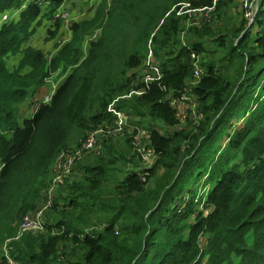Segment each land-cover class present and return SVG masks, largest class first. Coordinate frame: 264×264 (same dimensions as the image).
I'll return each instance as SVG.
<instances>
[{
  "label": "trees",
  "instance_id": "16d2710c",
  "mask_svg": "<svg viewBox=\"0 0 264 264\" xmlns=\"http://www.w3.org/2000/svg\"><path fill=\"white\" fill-rule=\"evenodd\" d=\"M234 1L219 0L212 18ZM184 2L194 7L214 4V0H112L93 20L73 23L71 41L50 58L27 43L42 16L54 17L64 0H0V264H8L4 242L16 238L24 217L34 214L46 196L57 157L79 148L89 130L115 119L109 106L131 90L130 81L138 73L130 72L142 67L150 43L163 78L141 96L120 99L116 108L143 120H161L171 128L168 135L150 130L158 158L149 177L165 168L157 186L148 189L137 160L125 181L115 184L111 195H102L108 170L100 163L98 174L103 178L97 175L94 184H66L51 209L76 210L87 204L88 213L95 209L108 219L104 229L73 231V222L63 215L53 226L47 224L46 234L22 235L13 243L10 257L18 264H59L67 252L75 258L70 264H264V8L247 30L244 26L223 30L210 21L190 26L194 42L186 43L180 31L188 18L173 11ZM97 30L85 55L86 37ZM208 36L227 50L223 58L229 57L227 72L234 68L237 75L233 84L224 86L227 78L215 63L203 62L205 74L192 89L202 118L197 125L176 129L177 111L167 97L171 91L179 96L189 83L195 67L192 54L205 52ZM19 55L11 70L8 61ZM60 69L71 71L52 101L33 116L22 117L21 105L36 97ZM244 112L250 114L247 122L230 128ZM223 131L226 135L221 136ZM215 135L221 144L208 152ZM112 138L102 137L105 149L115 146L108 142ZM184 142L189 154L180 156ZM197 154L201 155L193 164ZM204 175L216 184L201 203L196 187L186 181L199 182ZM73 190H79L77 197Z\"/></svg>",
  "mask_w": 264,
  "mask_h": 264
},
{
  "label": "rangeland",
  "instance_id": "374dc122",
  "mask_svg": "<svg viewBox=\"0 0 264 264\" xmlns=\"http://www.w3.org/2000/svg\"><path fill=\"white\" fill-rule=\"evenodd\" d=\"M218 1L219 0L215 1L216 6H217ZM181 8H182V5L179 4L173 8V11H175L177 13V17H183V18L187 17L186 14L180 15L178 13V11ZM263 8H264V0H236L234 2H230L227 6L223 7L220 10V12L218 13V16L215 17V19L212 18V20L210 22L216 24L218 27H221L223 30L234 31V30H237L238 28H240L242 26L246 27V30H247L254 23L259 10L263 9ZM215 10H216V8H215ZM202 17L203 16H201V15L194 16L191 19V21L196 20L194 22H197V24H199L202 20ZM72 19L73 18L71 17L70 12L61 9L60 11H57V13L54 15V17L49 18V21L52 22V24L49 26V28L46 27V25H43V23L38 26L36 33L41 32L40 34H38V36H39V38H41L44 41V43L42 45L46 44L45 46H47L49 43L51 44L49 54L51 52H55V50L57 49L55 46L56 44H58V46L60 44H63V45L67 44L66 43V32L63 31V28H64L63 25L65 26L66 21H67V23H71ZM186 20H188V19H186ZM187 23L188 22H186V25L184 27V20H183V23H182L183 29H181V31H180V39L184 40L186 43H189V41L194 42V39H193L194 34H190V32H189L190 29H189ZM255 28H256V24L254 25L253 30ZM71 30H72V28H71ZM58 31H59V33H58ZM244 32H246V31L244 30ZM57 33H58L59 39L54 40L56 38ZM97 34H98V30L95 31L93 34L88 35L86 38L95 39ZM227 34L228 35H226L227 36L226 39L229 41V40H231L232 35L230 32ZM73 36H74V32L72 30L70 38H72ZM48 38H50L53 41L49 42L47 40ZM215 38L216 37H210V36L205 38V43H204L205 44L204 45L205 52L201 53V55H200L201 57L199 60L195 59V63H198L199 65L202 66L203 62H206L208 64L209 62L213 61L215 63V66H216L218 72H220V74L223 75V77L227 78L225 83H224V86H227L230 83L233 84V78L237 74H236V70L234 68H232L230 72H227L229 57H228V59L227 58L225 60L223 59L224 56L226 55L227 50H225L223 47H221L215 41ZM237 40L238 39L235 38V42H237ZM199 41H200V39H198L197 42H199ZM59 42H61V43H59ZM252 43H254V42H252ZM84 47H85L84 48V53H85L86 47H87L86 43L84 44ZM149 51H150L149 46H147L145 49V59L143 61L142 67H140L134 71H131L130 75L132 72H135V71L141 72L144 70L145 62L147 60ZM154 54H155V51H154ZM49 57L51 58L52 55L51 56L49 55ZM15 58H12L10 60V62L8 61V65H9L11 70H13L16 67V64H14ZM155 59H158L156 57V54H155ZM13 64H14V66H13ZM202 68L204 69V67H202ZM27 71H29V70H26V72ZM70 71L71 70H69L67 73H65V72H62V70L60 69L58 72L56 71L55 73H52V75L50 76L51 82L46 81L45 85L41 88V90H39L37 92L38 93L37 96L42 97L43 95H45L49 91H52V90H55V88H58V86L65 80L66 76L70 73ZM62 73H64V74H62ZM228 78H230V79H228ZM131 82L132 81H130L131 90L128 92H125L124 95L130 93L134 89H139V88L143 87V85L141 83L134 85V84H131ZM188 86L194 87L196 85H195L194 81L191 79L189 81ZM121 97L122 96L115 98L116 99V102H115L116 105L119 102ZM30 107H31V100L29 99L21 105L20 110H19L20 115L22 117L28 116L26 111L28 110V112H30L29 111ZM108 111H109V109H108ZM200 111L201 110L198 107V111H197L198 114H200ZM190 113H191V111H190ZM129 116H130V119L128 121L127 126L125 127L124 133L122 135L113 133V136H112L113 138L109 139L108 142L110 141L113 145H115V144L119 145L121 140H123L124 142L128 141L130 146H131L132 151L134 152V154H136V155H134V157L133 156L132 157L134 158V160H136V161L138 160V162H140V157L136 151L137 145L135 144V142L140 141L142 145L148 143L149 139H147L146 133L149 130H151L152 128H156L157 130L162 132L163 122L161 120H155V121L148 120V119L143 120L142 116H137V115H129ZM249 116H250L249 112L248 113H246V112L242 113L239 117L232 120V124H231L232 127H230V128H232L234 130L235 128L244 125L247 122ZM114 120L111 123L107 124L106 126L104 125V127H109V126L113 125ZM200 120H201V118L198 121H200ZM198 121H195L191 117H188L187 122L181 123V121L179 119V124L177 125L176 129L188 128V127H190L191 124L197 125L199 123ZM105 123H107V122H105ZM169 129L171 130V128H169ZM96 130H97V128H96ZM92 131H95V128L89 130L88 132L90 133ZM193 134H196V131H194ZM165 135H168V134H165ZM216 135L211 138L213 140V141L211 140L212 146L210 145L208 152H211L214 148H217L221 144V142L217 143L218 137H216ZM224 135H226L225 131H223V133H221V136H224ZM101 137L102 136L100 135L99 140ZM104 140L105 139H102L99 142L100 147L97 150H95L93 152L85 153L83 156V159L85 158L86 155L91 154L92 157H94V158L98 157L100 160L102 158H104V160H105L107 157H106V155L103 156V154H105V150H106L104 148ZM225 143H226V140L223 139L222 144H225ZM125 148H126V146H125ZM189 149H190L189 144L187 142H184L182 144V148L180 150V156H186L187 154H189ZM200 155L197 154L195 157H192L193 158L192 159L193 164L198 161V158L200 157ZM157 158H158V154H156L155 161L157 160ZM81 162L82 161H80V163ZM112 165H114V163ZM118 165L122 166L120 163H118V164H115L114 167L117 168ZM78 166H79V163L74 168L76 169ZM74 168H73V170H74ZM164 172H165V168L161 166L157 169L156 175L154 177L151 176L145 181L148 184L147 185L148 189H153L157 186V183L159 182L158 180L162 177ZM61 173H62L61 171L57 170L56 161H55L54 165H53L52 179H51L49 184H46V186L48 185L47 189L49 190L50 187L55 185L56 195L59 191H61L63 188H65V185L67 184L66 179H62V182L57 181V177ZM109 177L112 178L113 174L112 173L109 174ZM55 181H57V184ZM89 182L94 184L93 183L94 179H90ZM186 184L193 185L196 187V194L198 193L197 200H200V202L203 203L204 200H206L208 194L211 192V190L215 186L216 182L212 181L211 179H209V177L204 175L203 177H201L199 179V182H196L194 179H191L190 181H189V179H187ZM114 185L115 184H101V194L102 195H111L113 192ZM95 189H98V188H95ZM66 195L68 196V192L66 193ZM201 206L202 205H200V207ZM50 210H52V209H50ZM89 211H90V208L87 204L79 205L76 210H69L68 208H66V210H63V211L52 210L49 214H46V216H45L44 230L39 231L38 233L46 234L48 232V229L46 227V226H48L47 224L51 223L50 225L53 226L63 215H65L64 217H68V219L73 222V231H76V232H86V231L98 232V231H102L105 227V222H108V219L102 218V215H101L102 212L101 211H95V209H92V213H88ZM82 214L84 216H83V218L80 219V216ZM64 220L66 221V218ZM30 233L35 234L32 231H30L26 234H30ZM41 234H38V235H41ZM18 235H19V233L17 234V236ZM35 235H37V234H35ZM13 238H15V237H13ZM19 239H21V238L14 239L13 241H9V239H8L3 244V247H2L3 254L9 255V257L7 256L8 257V259H7L8 264H18L17 260L14 257L11 258L10 255H11V252L13 251V248H14L13 243L15 241H19ZM66 257L68 258V262H66ZM66 257L65 258L61 257L59 264H70L69 262H73L75 259L72 252H67Z\"/></svg>",
  "mask_w": 264,
  "mask_h": 264
},
{
  "label": "built area",
  "instance_id": "2783aa9c",
  "mask_svg": "<svg viewBox=\"0 0 264 264\" xmlns=\"http://www.w3.org/2000/svg\"><path fill=\"white\" fill-rule=\"evenodd\" d=\"M216 1V0H215ZM212 6H202V7H194L190 2L181 3L182 8L178 11L180 15L186 14L188 18V27L190 26H200L208 21L212 20V14L216 8V2ZM201 15L202 20L199 24L197 22L191 21L194 16ZM8 16L5 15L4 19H7ZM149 54L147 60L145 62V68L143 71L138 72V78L133 81L132 84L137 85L141 83L143 85L142 88L134 89L130 93L122 96V98L131 99L134 96H141L149 88L150 84L155 81H160L163 78V72L160 64L155 59L154 49L152 44L149 45ZM192 57L196 60L200 59V55L193 53ZM205 72L202 69V66L198 63H195L192 80L195 85H197L201 79L203 78ZM189 84V83H188ZM179 91V96H176L174 91H171L167 97L169 104L177 111V117L180 119L181 123L187 122L188 117H191L193 120L198 121L202 118V112L198 114V99L194 95L192 89L193 86H188ZM56 90V88H55ZM55 90L49 91L42 97L36 96L31 100L30 112L32 116L39 110L42 105L49 104L52 101L53 94ZM39 97V98H38ZM116 99L110 104L109 111L114 114L115 120L113 125L109 127H102L95 131H92L88 134L87 139L83 142V144L79 148L71 149L68 151H63L55 160L56 168L58 171L62 173L57 177L58 182H62V179L68 178L69 174L72 172L73 168L76 166L77 162L81 160L85 153L93 152L97 150L100 145L99 142L102 140V137L109 138L113 136V133L122 135L125 131L124 126L128 124L130 116L126 114L123 110H119L116 108ZM191 111V113H190ZM199 122V121H198ZM197 122V123H198ZM100 135L102 136L99 140ZM137 145L136 151L140 157L139 169H143L144 173L142 176V180L146 181L150 176L149 169L155 163L156 157V149L151 145L150 139L149 142L142 145L140 141H136ZM3 167V166H2ZM2 169V168H1ZM0 169V171H1ZM57 181L56 184H57ZM55 185L49 188L46 192V196L41 202L39 208L35 211L34 214H28L24 217L23 223L20 228L19 235L16 238L9 239V241H13L14 239L20 238L22 235L32 231L39 232L44 230V219L46 214L53 207L55 198ZM8 252V251H7ZM9 257V255L7 254Z\"/></svg>",
  "mask_w": 264,
  "mask_h": 264
},
{
  "label": "crops",
  "instance_id": "0c3cea01",
  "mask_svg": "<svg viewBox=\"0 0 264 264\" xmlns=\"http://www.w3.org/2000/svg\"><path fill=\"white\" fill-rule=\"evenodd\" d=\"M28 2L33 1V0H27ZM112 4V0H64V3L61 5V7H59L56 11H60L62 10H66L68 12H70L71 17L73 18L71 23H67L65 26L63 25V31L66 32V43L70 42L72 38L71 37V26L73 23L75 22H88L93 20L94 18L97 17V14L100 12V10H102V6L103 8L105 7H110ZM48 2L45 5L44 8V14L47 12V8H48ZM44 17L42 20L43 25H46V27L49 28V26L52 24L51 21H49V18ZM60 31V30H59ZM58 31V33H59ZM41 32L35 33L34 36L30 39V41L27 43L28 46H32L34 48L40 49L42 51L45 52L46 55H54L57 52V49L63 45L60 44L58 46V44H56V50L55 52H51L49 54V50H50V46L51 44L49 42L53 41L50 38H48L47 40L49 41L48 45L45 46L46 44L42 45L44 43V41L39 38L38 34H40ZM58 33L56 35V39H59L58 37ZM93 38H86L84 44L86 43V51H85V55L88 52L89 49V43L90 41H92ZM61 43V42H59ZM85 48V47H84ZM15 58V57H14ZM20 61V55L17 56L14 60V64L19 63ZM10 62V61H9ZM13 64V66H14ZM57 89V88H56ZM41 90V89H40ZM30 111V109H29ZM26 113L28 114V116H32L31 112H28V110L26 111ZM108 123L105 124V126ZM126 125L124 126L125 129ZM180 129V128H179ZM170 129L168 126H166L163 123V128H162V134H170ZM146 137L147 139H150V130L146 133ZM126 146V148H125ZM106 155V159L103 161H100V159L98 157L94 158L92 157L91 154H88L85 156V158L82 160V162L79 164V166L71 172V174H69V180L66 181L67 184H90L89 180L90 179H94V177L96 178L99 172V168L98 165L104 164L105 168L108 170L107 176L104 179L102 175H99L100 177L103 178L102 180V184H122L125 179L127 178V174L129 173L128 171H132L134 169H136V164L137 161H131L132 156L134 155V152L131 149V146L129 144L128 141L124 142L123 140H121V142L119 143V145L113 146V147H109L106 148L105 150V154H103V156ZM114 163L118 164L120 163L122 166H119L117 168L114 167V165H112ZM112 165V166H111ZM2 163L0 162V169L2 168ZM125 166V167H124ZM161 171V170H160ZM113 174V177L110 178L109 174ZM88 180V181H87ZM79 189V188H77ZM78 191L79 190H73L72 192H74V196L77 197L78 196ZM72 195V193L68 192V196Z\"/></svg>",
  "mask_w": 264,
  "mask_h": 264
}]
</instances>
